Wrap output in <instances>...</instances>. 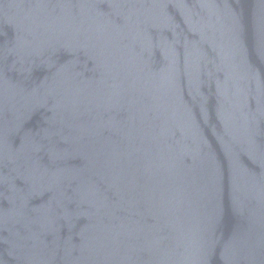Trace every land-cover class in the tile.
I'll list each match as a JSON object with an SVG mask.
<instances>
[{
    "label": "water",
    "instance_id": "1",
    "mask_svg": "<svg viewBox=\"0 0 264 264\" xmlns=\"http://www.w3.org/2000/svg\"><path fill=\"white\" fill-rule=\"evenodd\" d=\"M0 264H264V0H0Z\"/></svg>",
    "mask_w": 264,
    "mask_h": 264
}]
</instances>
